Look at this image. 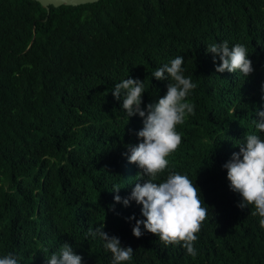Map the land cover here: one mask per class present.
<instances>
[{"label":"trees","instance_id":"16d2710c","mask_svg":"<svg viewBox=\"0 0 264 264\" xmlns=\"http://www.w3.org/2000/svg\"><path fill=\"white\" fill-rule=\"evenodd\" d=\"M227 41L246 47L253 72H215L206 49ZM183 56L185 77L197 86L170 172L187 175L208 207L194 242L165 246L141 230V205L115 203L149 179L128 162L139 116L128 120L123 98L111 94L124 79L144 82L142 107L158 102L169 81L153 72ZM264 111V0H100L50 7L34 0H0V258L46 264L67 243L82 264H112L87 230L104 224L131 247L125 264H264V228L254 206L239 208L223 165L239 152ZM138 175V176H137ZM143 183V181H140Z\"/></svg>","mask_w":264,"mask_h":264},{"label":"clouds","instance_id":"9594fccd","mask_svg":"<svg viewBox=\"0 0 264 264\" xmlns=\"http://www.w3.org/2000/svg\"><path fill=\"white\" fill-rule=\"evenodd\" d=\"M212 54L213 63L219 59L215 72L234 73L239 71L244 76L253 72L252 62L248 59L245 46L237 43L231 48L227 41L212 43L206 49ZM183 56H177L169 64H164L153 72L158 81L167 83L166 94L158 102L148 103L142 107L144 82L139 79L127 78L116 83L111 91L117 100L123 98L122 109L126 111L128 120L139 116L143 127L136 135L139 141L136 145H126L124 155L128 162L135 164L141 170L139 176H148L147 180L135 183L131 194L122 198L118 195L120 189L113 192L114 202L128 207L132 201L141 205L142 220L135 216L132 235L141 238L144 231L159 238L165 246L180 244L187 254L195 256L194 242L197 233L205 221L208 207L201 200L200 189L196 183L184 174L170 172L162 182H155L158 175L168 168L167 157L175 152L182 142V136L177 132V125L183 124L186 116L194 114V105L186 102V97L196 88L191 77H185ZM257 119L253 120L256 130L264 133V111L256 112ZM227 171L230 190L238 193L242 201L238 207L254 206L253 216L261 219L259 224L264 228V138L258 134H246L244 143L240 144L239 152H234L231 159L223 165ZM137 175V176H138ZM143 226L144 231L141 230ZM104 224L89 228L86 236L97 237L103 241V247L112 255V264H125L133 258V249L122 247L120 239L109 236L104 230ZM46 264H82V256L75 254L71 245L64 243L57 253L45 258ZM0 264H18L12 254L0 258Z\"/></svg>","mask_w":264,"mask_h":264},{"label":"water","instance_id":"95a60500","mask_svg":"<svg viewBox=\"0 0 264 264\" xmlns=\"http://www.w3.org/2000/svg\"><path fill=\"white\" fill-rule=\"evenodd\" d=\"M34 1L40 3L44 8H46L49 11L51 6L54 8H59L62 6L78 7L86 4H94L99 2L100 0H34Z\"/></svg>","mask_w":264,"mask_h":264}]
</instances>
